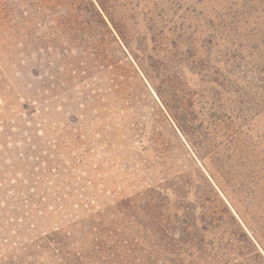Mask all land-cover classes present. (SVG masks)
Instances as JSON below:
<instances>
[{
	"label": "rangeland",
	"instance_id": "374dc122",
	"mask_svg": "<svg viewBox=\"0 0 264 264\" xmlns=\"http://www.w3.org/2000/svg\"><path fill=\"white\" fill-rule=\"evenodd\" d=\"M162 1L132 0L131 48L113 29L128 54L119 69L103 67L101 46L95 55L84 44L78 50L40 25L39 17L23 25L21 37L0 20V255L14 247L15 241H32L49 233L62 217L74 220L88 213L86 207L94 212L105 209L109 222L122 201L139 202L145 193L178 174L192 173L199 179L198 170L211 177L233 213L256 229L240 186L228 182L208 156L202 159L194 151L193 143L199 139L188 121L205 120L208 126V117H186L184 110H178L172 83L166 78L174 75L180 78L179 87L200 93V77L186 65L175 70L173 64L179 65L180 56L173 48L162 54V66H155V58H150L153 36L158 33L152 29L151 18L157 17L160 9L155 7ZM198 1L165 0L175 22L184 16L186 26L200 33V54L205 56L210 49L214 58L218 36L207 23L209 9L201 13L203 5ZM168 27L165 36L169 38ZM125 83L127 91H118ZM254 97L258 103L262 94ZM256 110L245 137L248 149L263 154L264 106ZM157 141L169 150L159 153ZM238 170L244 171V166ZM23 203L46 207L37 211L33 205V220L24 219L30 215L22 209L13 211L14 205Z\"/></svg>",
	"mask_w": 264,
	"mask_h": 264
},
{
	"label": "trees",
	"instance_id": "16d2710c",
	"mask_svg": "<svg viewBox=\"0 0 264 264\" xmlns=\"http://www.w3.org/2000/svg\"><path fill=\"white\" fill-rule=\"evenodd\" d=\"M198 2L203 5L201 13L209 9L207 23L218 36L216 56H210V49L205 51L207 55L200 54V33L186 26L184 16L180 23L175 22L163 0L155 7L160 9L157 17L151 18L152 29L158 33L153 36L150 58H155V66H162V54L173 48L180 56L179 65L174 60L168 65L173 64L175 70L186 65L200 77V93L179 87L180 78L174 75L166 78L172 83L178 110H184L186 117H208V126L205 120L188 121L199 141L193 143L186 133L187 139L200 158L208 156L228 182L240 186L256 229L233 213L211 177L198 170L199 179L192 173L178 174L145 193L139 202L122 201L109 222L105 209L94 212L90 207L77 219L62 217L49 233L5 248L0 264H264V153L248 149L245 137L256 107L264 106V0ZM133 7L132 0H0V20L19 33L30 18L39 17L40 25L48 26L58 39L78 50L84 44L95 55L101 46L103 67L119 69V62L128 59V54L113 29L131 48ZM168 25L169 38L165 36ZM52 65L49 71L54 75ZM141 69L151 76L143 65ZM127 89L126 83L118 86V91ZM254 94H262L258 103ZM196 105L200 106L198 112ZM180 128L185 134L183 125ZM156 144L161 147L159 153L169 150L163 141ZM240 166L244 171L238 170ZM33 205L37 211L46 207L23 203L14 205L13 211L22 209L30 215L23 218L33 220Z\"/></svg>",
	"mask_w": 264,
	"mask_h": 264
}]
</instances>
